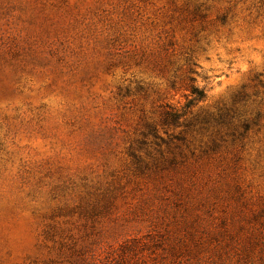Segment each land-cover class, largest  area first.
Returning <instances> with one entry per match:
<instances>
[{
	"label": "rangeland",
	"instance_id": "rangeland-1",
	"mask_svg": "<svg viewBox=\"0 0 264 264\" xmlns=\"http://www.w3.org/2000/svg\"><path fill=\"white\" fill-rule=\"evenodd\" d=\"M0 264H264V0H0Z\"/></svg>",
	"mask_w": 264,
	"mask_h": 264
},
{
	"label": "trees",
	"instance_id": "trees-1",
	"mask_svg": "<svg viewBox=\"0 0 264 264\" xmlns=\"http://www.w3.org/2000/svg\"><path fill=\"white\" fill-rule=\"evenodd\" d=\"M202 98L204 97V95L203 94H199Z\"/></svg>",
	"mask_w": 264,
	"mask_h": 264
}]
</instances>
